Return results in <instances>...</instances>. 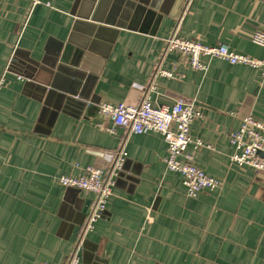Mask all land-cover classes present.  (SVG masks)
<instances>
[{
  "label": "crops",
  "instance_id": "1",
  "mask_svg": "<svg viewBox=\"0 0 264 264\" xmlns=\"http://www.w3.org/2000/svg\"><path fill=\"white\" fill-rule=\"evenodd\" d=\"M49 3V5L47 4ZM264 0H0V264H65L95 195L62 185L126 152L80 264H264V172L231 160L244 115L264 121L258 68L166 50L179 35L264 58ZM89 56L86 58V55ZM85 61V63H83ZM175 77L158 75V66ZM21 76V78H19ZM193 102L196 164L221 180L187 195L155 131H108L102 102Z\"/></svg>",
  "mask_w": 264,
  "mask_h": 264
},
{
  "label": "built area",
  "instance_id": "2",
  "mask_svg": "<svg viewBox=\"0 0 264 264\" xmlns=\"http://www.w3.org/2000/svg\"><path fill=\"white\" fill-rule=\"evenodd\" d=\"M31 2L34 5L40 0H31ZM47 4L49 5V3ZM252 40L264 47V24L254 31ZM166 50L188 55L190 65L199 70H204L207 67L203 60L204 57H214L226 60L231 64H243L258 68L264 74V58L238 53L226 43L211 45L187 39L180 36L177 30L166 38ZM10 63L7 70L10 68ZM6 71L0 74V90L5 83ZM158 75L169 78L176 76L175 73L160 65L155 70L154 77L156 78ZM155 89L156 82L153 78L152 82L143 89V97L138 103H112L109 101L100 103L99 113L112 121V124L105 128L114 133L119 129L128 133L146 131L161 133L168 145L165 156L167 168L181 174L188 196L196 197L202 190L219 187L221 180L200 168L195 162L194 154L187 150L190 143H193L195 147L203 144L201 139H194L191 136V125L197 117H201V109L193 102L183 101L155 105L152 100V93ZM229 140L235 148L230 157L232 161L249 165L258 172H264L263 120L253 114L244 115L239 127L229 133ZM125 156L126 152L120 150L112 155L111 163L107 169L91 164L85 167L81 175L63 174L58 178L64 186L91 191L95 195L94 202L79 233V239L70 251L65 264H80L81 240L103 216ZM40 264L53 263L42 261Z\"/></svg>",
  "mask_w": 264,
  "mask_h": 264
},
{
  "label": "water",
  "instance_id": "3",
  "mask_svg": "<svg viewBox=\"0 0 264 264\" xmlns=\"http://www.w3.org/2000/svg\"><path fill=\"white\" fill-rule=\"evenodd\" d=\"M88 56H89V54L86 55V58L85 59H87ZM83 63H85V61H83Z\"/></svg>",
  "mask_w": 264,
  "mask_h": 264
}]
</instances>
